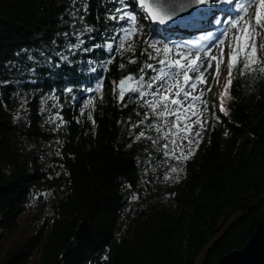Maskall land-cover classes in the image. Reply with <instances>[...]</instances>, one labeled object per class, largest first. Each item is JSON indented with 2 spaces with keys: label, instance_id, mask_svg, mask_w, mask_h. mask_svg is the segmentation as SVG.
Returning <instances> with one entry per match:
<instances>
[{
  "label": "trees",
  "instance_id": "1",
  "mask_svg": "<svg viewBox=\"0 0 264 264\" xmlns=\"http://www.w3.org/2000/svg\"><path fill=\"white\" fill-rule=\"evenodd\" d=\"M118 6L78 0L73 17V0H0V100L7 102L0 103V238L18 227L33 201L49 200L50 207L46 226L9 247L0 264H24L33 252L34 264H214L243 247L264 215V65L234 72L221 111L227 65L213 120L171 172L165 116L155 115L161 106L146 107L147 95L118 99L119 80L128 73L143 76L145 93L155 89L167 53L150 49L149 60L146 39L169 29L137 8L140 32L121 47L118 29L126 24L108 18ZM73 31L71 42L82 43L70 51L63 34ZM105 42L116 51L100 91L65 92L69 81L93 86L90 67H102L109 52L92 45ZM46 49L67 55L73 67L21 70L32 64L29 56L43 64L37 54ZM145 61L156 65L145 66L146 76ZM82 96L91 99L81 105ZM55 112L64 121L58 128ZM141 131L145 136L136 139Z\"/></svg>",
  "mask_w": 264,
  "mask_h": 264
},
{
  "label": "snow or ice",
  "instance_id": "2",
  "mask_svg": "<svg viewBox=\"0 0 264 264\" xmlns=\"http://www.w3.org/2000/svg\"><path fill=\"white\" fill-rule=\"evenodd\" d=\"M78 0H73V17L77 16L76 10V3ZM118 7L112 9L108 13V18L117 21L119 24L120 21H124L128 27L121 26L118 30L121 33V39L127 36L133 30L131 29V24L135 22L137 19V8L147 7L148 12L151 14V19L153 20H167L170 18L169 15L165 14V7L167 5L163 4L162 0H156L155 4H147L146 0H116ZM221 2L226 3L227 5L231 6V11H223L222 9L217 8L216 6L219 5ZM248 3L256 4L254 15H248L250 9L247 4H241L236 2V0H186V3L182 5V7H189L195 6L200 8L201 10L211 11L215 17V23L217 28H213L211 31L205 33L204 35L207 37V43L203 45L204 50L207 52V55H201L197 53L194 58L191 59V64L182 62V59H187V57H181V53L179 51L172 52V49L165 46L163 49L155 47V41L149 37L150 43L147 47H145L144 52L149 53V60L152 59L150 49L156 51L157 53L165 52L171 54L175 58L170 65L169 77H172L174 74L179 72L184 73V87L181 88L175 97H172L168 93H163V84L164 81L158 78H153V84H156L157 87L153 91H149L145 93L143 91V85L141 81L143 80V76H137L136 73H128L127 76L122 77L118 83V91L119 97L118 99L123 103L125 101V97L131 95V98H136L137 96L140 99H144V97L151 96L152 100H144V104L146 107H150L151 109L155 110L161 103L167 105L169 102L179 105L180 108L176 112L166 111L164 113L156 112L155 115L157 117L162 116H175V127L177 132L172 134L171 126L168 125L167 120L164 121L163 127L167 129L164 132V135L171 136L170 143L173 146L172 150L169 151V144H165L164 147V155L170 158L176 159H187L188 157L184 155V150H180V154L177 155L175 151V145L177 143H183V140H177L176 136L181 134H186L188 136V143L191 145L194 143L191 139L192 128L188 126L187 122L189 119L188 115H182L183 112L188 111L195 107V103L191 105H185V102L181 100L179 97L181 95L190 96L191 93L188 92L189 88L196 89L198 83L200 84H207L208 77L205 73L213 69V64H215L214 71L212 73L213 80L218 83L219 82V75L221 72V65L224 62L225 58L228 61V80L224 87V93L220 96V110L224 111L225 105L223 103L224 95L229 94L228 90L233 85V76L234 72L239 69V74L244 75L248 72H255L257 70L258 65H264V51L260 49L259 45V36L264 33V0H248ZM84 11H87L88 5L82 6ZM81 19H83L81 17ZM76 23V20H73V24ZM255 28L257 32L256 39H253L252 32ZM231 30V32H230ZM66 39H68V49L74 50L78 49L81 46L82 41L77 40L76 43H72L69 39L71 36L76 35L73 32H66L63 34ZM232 37V42L226 43L229 36ZM107 47L109 56L106 61L102 62V67L99 69L90 67V71L94 73V76L90 77L89 83L94 81L93 86H88L82 81H69L68 86L64 88V91L71 94L73 91L76 90V87L80 88L82 93H91L98 90L101 85V81L104 79L103 73L109 70V66L113 62L114 57L111 55L116 49L113 47V42H105V44H93V48H103ZM123 45H121L122 47ZM218 46V48H216ZM230 47L232 50L229 52H225V49ZM214 48H216V52H214ZM63 51V49H61ZM84 51H88L87 48ZM218 53V54H217ZM27 55V53H25ZM41 56V61L36 60L35 56H29L28 59L32 62L31 65H24L21 69L22 71L31 70L33 72L38 71L40 67L47 65L48 63H52L53 66H63L68 65L69 67H73L71 62L68 59L67 55H62L60 53H52L49 50H45L43 54H37ZM75 57H73V60ZM132 62L135 61V57L131 58ZM91 62H89L90 64ZM161 64L168 63L167 60H161ZM145 66L149 69H156V65L148 63L145 61L144 65L141 66L140 72L147 75L145 72ZM206 66V67H205ZM7 67H13L11 63L8 64ZM120 67L123 68L124 64L121 63ZM203 69L200 71L199 75H193L197 70ZM136 80V84L134 86H129L128 82ZM4 84H11V81L5 80L3 81ZM115 83V82H114ZM209 91L210 86H209ZM58 91V90H53ZM163 93V95H162ZM200 96H203V91H201ZM16 94H13V98L15 99ZM199 98V97H197ZM43 99V98H42ZM53 99L55 97L53 96ZM82 100H90L91 98L88 96H82ZM0 103H3L5 107H7L6 100H0ZM28 101L25 99L23 103L20 105V109L17 111V116H20L21 113L25 110V106ZM62 107V106H61ZM83 112V108H81ZM192 115H199V113H191ZM55 120L59 121L56 124V128L60 127L64 121L63 117L60 112L54 113ZM91 116V114H90ZM147 116V114H146ZM93 123H95V118L91 117ZM131 119V117L129 118ZM141 121H137L140 123ZM201 123V128L203 127V121ZM135 127V125H133ZM151 127V125H150ZM162 125H156V131L160 132ZM55 131V128L53 129ZM199 136V132L196 133ZM145 136V132L141 131L135 137L136 139H140L141 137ZM155 143V141H153ZM171 172L178 171L176 168H172ZM179 179V177H176ZM135 198V197H134Z\"/></svg>",
  "mask_w": 264,
  "mask_h": 264
},
{
  "label": "rangeland",
  "instance_id": "3",
  "mask_svg": "<svg viewBox=\"0 0 264 264\" xmlns=\"http://www.w3.org/2000/svg\"><path fill=\"white\" fill-rule=\"evenodd\" d=\"M244 4V3H241ZM250 11L248 13V15H254V10L256 7V4L251 3L248 5ZM223 11H229L226 9H223ZM202 12V10L199 8V10L196 11L195 15L192 16L191 18H189L188 22H192L194 20V18H196V16H199L198 14ZM215 19V18H214ZM212 20V19H211ZM215 22V21H214ZM179 27H180V23ZM178 24H173V25H177ZM185 25V24H184ZM171 26V28H175L172 27V25H166V27ZM125 27H128V25L126 24ZM131 29L133 30L132 32H130L127 36H125L123 39L120 40V45H128L131 42H133L135 40V38L137 37V35L140 32L139 26L136 24V20L134 23L131 24ZM231 32V30H230ZM196 34V33H195ZM176 35V34H174ZM202 34H198L194 37L191 38H185L183 40H177L176 37L173 38H164L161 37L160 35L157 34H152V33H148L147 36V43L149 44V37L152 38L153 41H155V46L157 47H161V46H167L168 48L172 49V52H177L179 51L181 53V57H187V59H182V62L184 63H188L189 65L191 64V59L195 57V53L194 52H189V48H183L181 47L180 43H182V41H187L190 45L193 46H199L200 48H203V45L205 44L203 42V38ZM252 36L253 39H256L257 36V32L255 30V28L253 29L252 32ZM172 42L176 43V45L172 46ZM232 42V37L231 35L229 36L228 40L226 41V43H231ZM170 44V47H169ZM187 45V44H186ZM259 45H260V49L262 51H264V39L262 38V36H259ZM216 48H218V46H216ZM216 48H214V52H216ZM232 49L230 47L225 49V52H229ZM203 55H207V52L205 51L204 53H202ZM218 54V53H217ZM175 57L172 56L171 54L167 53L166 59L168 61V63L163 64L162 67L160 68V70H158L156 72V77H159L160 75H162L161 80L164 81L163 84V93H168L170 94L172 97L176 96V93L184 87V73L183 72H179L177 74H174L172 77H169V71H170V65L172 64V61ZM166 65H169L168 70H165L164 67ZM228 65V61L225 58L224 62L221 65V72L219 75V82L216 83L213 78H212V73L214 71L215 68V64H213V69L208 70L205 75L208 77V83L207 84H200L198 83L197 88L196 89H192L189 88L188 92L191 93L192 95L190 96H186V95H181L179 98L181 100H183L187 105H191L193 104V102L195 103V107L185 111L182 113V115H188L189 119H188V126H190L192 128V133L190 136V139L194 142L191 145L188 143V136L186 134H181L176 136V139L179 140H183V143H177L175 145V151L176 154L179 155L180 154V150L183 149L184 150V155H186L189 152V149L195 144V142L201 138L204 134L205 128L208 127V124L210 123V120L212 121L214 118V114L215 111L218 110L219 108V99L218 96L220 95V92L222 90L224 81H225V73H226V67ZM206 67V66H205ZM200 71H203V69H199L197 70L195 73H193V75H199ZM182 74V75H181ZM136 84L135 81H129V86H134ZM210 86V91L208 90ZM156 86H154L153 88H155ZM101 87L96 90L95 92L100 91ZM201 91H203V96H200ZM162 93V95H163ZM199 97V98H197ZM148 100H152V97L150 96V98ZM84 100L80 101V104L83 105ZM163 104V103H162ZM161 106V105H159ZM165 107H162V113L166 112V111H171V112H176V110H178L180 108L179 105H175L171 102H169L167 105H164ZM216 109V110H215ZM191 113H199V115H192ZM211 118V119H210ZM168 122V125L171 126V130H172V134H175L177 132V129L175 127V120L176 117L175 116H165V119ZM201 121H203V127L201 128ZM167 131L166 128H164L163 132ZM199 132V136L196 135V133ZM171 140V136H167L166 137V141L163 143V146L165 144H169V151L172 150L173 146L170 143ZM172 168H176L178 169V161L176 158H174V161L171 164V169ZM37 201V200H36ZM33 201L25 210V212L23 213L19 225L18 227L13 230L12 232H10L7 236H5L4 238H0V257L5 253V251L11 247L12 245L22 241L25 237H27L28 235H30L31 233H33L34 231L39 230L40 228H44L46 226V220H48V216L50 214V207L49 204L47 203L46 205L44 203L48 202L49 200L43 201V203H41L40 201ZM37 257V252H33V254L30 256V258L28 259V261L24 264H34L35 260Z\"/></svg>",
  "mask_w": 264,
  "mask_h": 264
},
{
  "label": "water",
  "instance_id": "4",
  "mask_svg": "<svg viewBox=\"0 0 264 264\" xmlns=\"http://www.w3.org/2000/svg\"><path fill=\"white\" fill-rule=\"evenodd\" d=\"M162 2L167 5L164 9L165 14L170 16L167 20L151 19L147 7H143L150 20L160 26L183 23L199 10L195 6L182 7L186 0H162ZM155 3L156 0H146V5ZM214 264H264V215L243 247L225 253Z\"/></svg>",
  "mask_w": 264,
  "mask_h": 264
},
{
  "label": "bare ground",
  "instance_id": "5",
  "mask_svg": "<svg viewBox=\"0 0 264 264\" xmlns=\"http://www.w3.org/2000/svg\"><path fill=\"white\" fill-rule=\"evenodd\" d=\"M236 2L244 3V4H247V5L250 4V3H248V0H236ZM216 7L219 8V9H222V10L226 9V10L231 11V6H229V5H227L226 3H223V2H221ZM198 15L199 16H196V18H194V20L192 22L184 21L183 23H180L181 24L180 27H179V24H178V26L177 25H172V27H175V28H171V26L166 27V28L169 29L168 32L164 31V33H163V32H158V31L154 30L151 33L160 35L161 37H164V38L176 37L177 40H183V39H185L187 37L191 38V37H194V36H196L198 34H202L203 35L202 37H204L203 38V42L206 44L208 41H207V37L204 34L209 32V31H211L213 28H217V25L214 22L215 21V19H214L215 17H214L213 12L207 11V10H202V12H200ZM174 34H176V35H174ZM171 44H172V46L176 45V43H174V42H172ZM180 45L183 48H189V52L192 51L195 54L199 53V54L203 55L202 53L205 52L204 47L200 48L197 45L196 46L190 45L187 41H182V43H180ZM169 47H170V44H169ZM168 68H169V65H166L164 67L165 70H168ZM161 77H162V75H160L157 78L161 80ZM160 105L162 107H164L162 103ZM185 105H187V104L185 103Z\"/></svg>",
  "mask_w": 264,
  "mask_h": 264
}]
</instances>
